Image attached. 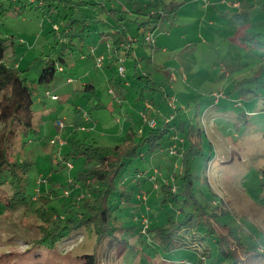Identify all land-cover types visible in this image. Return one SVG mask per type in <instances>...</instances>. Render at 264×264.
Here are the masks:
<instances>
[{
	"label": "rangeland",
	"instance_id": "rangeland-1",
	"mask_svg": "<svg viewBox=\"0 0 264 264\" xmlns=\"http://www.w3.org/2000/svg\"><path fill=\"white\" fill-rule=\"evenodd\" d=\"M121 1L123 0L105 2V5L120 9ZM181 1L185 3L176 16L166 19L152 33V42L135 47V57L141 58L137 67L134 58H115L106 43L101 42L103 34L100 32L109 30V26L113 24L105 20L108 17L106 13L100 12L101 6H86L81 10V15L92 26L83 43V52H68L65 56L67 65H63V70H58L51 85L40 87L38 95L34 96V125L40 128V133L36 135L31 132L28 137L27 149L33 150L31 157L35 163L28 173L26 187L29 193L33 192L35 195L32 200L33 212L16 211L8 214L4 212V205L0 204V264H39L40 260L42 264H82L80 255L96 250V237L91 228H84L81 231L83 236L72 238L63 244L66 246L65 250L55 257L40 256V253L46 252L47 246L32 247V241L39 235L36 224L40 222L34 217V203L37 201L35 193L41 194V188L46 192L53 186L49 183L51 181L67 183L82 164V159L79 158L73 164V168H76L71 170L68 166L67 171L59 162L62 160L61 149L52 148L49 140L54 134L59 135L64 130L63 133H69L66 137L76 136L93 141L88 134V123L86 130L75 125L84 123L87 113L105 129L106 136L97 143L110 146L119 144L127 123L126 118L132 119L136 125L143 122L140 115L144 106V101L139 99L141 92L161 104L160 122L173 116L176 107L185 106L182 108L184 118L187 112L204 129L206 135L202 141V150L206 157L210 156L211 161L210 166L206 167L203 157L193 160L192 171L197 176L196 191L199 195L202 191L205 194L204 202L211 206L215 203L213 199L218 201L219 196V210L226 208L230 211L228 215L219 218L217 225H227L237 231L243 244L236 250L242 260L241 264H264V76L259 83L247 86L253 90L248 94H239L238 90L232 89L236 81L253 75L259 68L258 65L264 62V46L259 47L260 42L264 44V13L260 10L264 0ZM36 4L27 6L25 14L9 11L0 24V36L7 39V62L21 69L29 66L31 69L28 77L32 79L37 78L45 66V61L41 59L32 65L33 59L42 53H52L50 48L54 41L53 30H56V25H63V19L58 17L57 12L49 18ZM59 11L63 15L66 13L62 8ZM243 13L251 14L246 30L259 33L256 41L247 40L245 44L239 39L245 31L243 23L246 21L239 17ZM124 22L125 27L134 34L137 25L133 18ZM12 40L16 47L12 46ZM150 43L161 49L157 48L152 54ZM56 55L57 52L52 57ZM150 56L153 63L146 61ZM99 57H103L101 67L96 66V59ZM120 67L123 68V73ZM143 74L152 75L164 95L168 96L167 102L170 104L161 99L160 92L154 96L153 90L145 88V81L139 79ZM124 82H128L129 86L125 88V99L122 98L124 103L121 104L119 98L123 94L120 86ZM89 83L95 85L98 96H86L84 85ZM220 93L219 102L215 104L217 99L213 97ZM53 96H57V99ZM183 96L193 98L187 101ZM211 99L214 102L209 101ZM98 101L105 105L103 109H94V104ZM77 107L82 112H75ZM212 113L222 115L210 118L208 115ZM148 118L151 119L152 115L148 114ZM54 120L55 133L51 130ZM70 127L73 131H69ZM35 137L40 139L34 140ZM174 155L176 154L173 152L159 151L154 156L136 161L124 176L132 178L135 166L151 172L161 166L155 181L166 180L170 167L181 172L179 160L173 159L176 157ZM123 174L119 175L118 183ZM42 176H48L49 179L46 182L44 178L42 186H39L37 182L41 181ZM142 193L147 197L150 195ZM83 195L81 190L64 193L61 198L53 199L52 205L61 215L69 212L79 217L83 211ZM114 199L113 194L110 202ZM133 207L134 202H122L115 213L119 224L137 227L136 232H117L119 238L128 239L132 245L120 258L112 256L110 263L176 264L171 259L173 252L157 247V242L151 239L153 233H146V225L145 237L140 243L131 238L139 232L138 226L142 225L143 218L147 216L140 211L135 212L136 207ZM220 229L231 242L228 228ZM182 235L191 237L189 233ZM211 240L203 239L201 244L204 249L214 250ZM233 245L230 246L235 248ZM214 253L216 254L215 251ZM190 261L188 256L183 257V263L188 264Z\"/></svg>",
	"mask_w": 264,
	"mask_h": 264
},
{
	"label": "trees",
	"instance_id": "trees-1",
	"mask_svg": "<svg viewBox=\"0 0 264 264\" xmlns=\"http://www.w3.org/2000/svg\"><path fill=\"white\" fill-rule=\"evenodd\" d=\"M111 1L113 3L115 0ZM184 3L181 0H123L120 2L122 5L120 9L105 7L101 12L106 13L114 22L104 34L107 40H110L111 54L121 59L122 50L125 48L124 56L127 58L132 56L135 47L147 44V34L152 35L166 19L175 17ZM91 4L98 3L90 0H37V8L41 9L45 16L51 18L57 12L58 17L63 19V25L53 30L54 41L50 48L52 53H42L41 56L33 59L32 65L39 59L45 61V66L37 78L28 77L31 69L29 66L21 69L7 62L5 58L7 39L0 36V204L4 205L5 213L33 212L32 200L35 195L33 192L29 193L26 187L28 173L35 163L31 157L33 150L27 149L28 137L31 132H35L36 135L40 133V128L34 125V96L38 95L40 87L51 85L58 70L63 65H67L65 56L68 52H83V43L92 26L81 15V10L82 7ZM27 6H32V3L0 0V24L9 11L15 10L19 14H25ZM59 8L64 9L66 13L63 15ZM260 10L264 13V2ZM129 14H132L137 25L134 37L130 36L129 29L125 27L124 21L129 20ZM249 16H251L249 13L239 15L246 21L243 23L245 31L239 36L242 44L247 40L256 41L259 35L255 31L246 30L249 26L247 24ZM11 44L16 47L14 40ZM259 44V47L264 46L262 42ZM149 46L152 50L157 49L153 43ZM56 52L58 55L52 57ZM90 58L94 57L90 56ZM148 60L151 61L152 58L148 57ZM258 66L253 75L236 81L232 89L238 90L239 94L252 92L253 90L247 86L259 83L264 76V62ZM139 79L145 81V88L154 91V96L160 92L162 100L166 102L169 100L151 74H143ZM84 92L88 98L98 96L95 85L90 83L84 85ZM139 99L143 101L146 99L145 92L140 93ZM209 101L214 102L212 99ZM149 102L142 111V118L144 122H149L151 128L139 132L136 127L130 126L119 144L113 146L100 144L93 137V141L76 136L66 137L69 133H63L64 130L50 138L49 145L61 149L62 160L59 162L67 171L69 167L71 170L76 168L75 165L73 168V164L79 158L82 159V164L67 183L58 184L51 181L49 183L53 186L46 192L41 188L39 189L42 191L41 194L35 193L37 201L34 203L35 215H33L40 222L36 224L39 235L32 241V247L47 246L46 252L40 253L41 257L44 255L55 257L57 253L65 250L66 246L63 244L72 238L83 236L81 231L84 228H91L96 237L94 245L96 250L80 255L82 264H112L110 263L112 256L120 258L132 245L128 239L119 238L117 232L119 230L136 232L137 227V225L119 224L115 213L120 209L122 202H134L135 212L140 211L143 215H147L143 218L142 225L138 226L139 232L132 235L134 241L140 243L148 227L146 233H153L151 239L157 242V247L173 252L171 259L176 264H186L182 262L185 256L191 260L188 264L242 263L236 251L238 246H243L237 231L227 225L223 227L217 225L219 218L228 215L230 211L226 208L219 210L220 205L217 204L221 200L219 196L218 201L213 199L214 205H208L203 199L205 194L201 191L199 195L195 188L197 176L192 171L193 160L196 157H203L206 167L210 166L211 161L210 156L206 157L202 150V141L206 135L204 129L189 115L184 118L182 107H176L174 115L167 117L164 122L155 123V118L149 119L145 111L150 105L156 108L158 103L153 97ZM217 102L219 100L215 104ZM103 108L99 103L94 104V109ZM219 109L223 111L222 107ZM221 115L212 113L208 116L213 118ZM90 116L86 113L85 122L75 125L80 126L79 129L86 130L92 122ZM92 120L95 126L96 121ZM55 121L51 123L54 133ZM151 122H154V125H151ZM69 131H73V128L70 127ZM54 138L58 140L52 143ZM38 139L40 137H35L34 140ZM159 151L175 153L176 157L173 159L179 160L181 172L178 173L170 167L168 179L155 181L160 174L161 166L154 168L153 172L135 166V174L132 178L124 176L129 173L127 171L136 161L154 156ZM120 174H123V178L118 183ZM41 178V181L37 182L39 186L49 179L48 176ZM74 190H81L84 193L83 211L79 217L69 212L61 215L52 205L53 199H59L64 193L70 194ZM142 192L150 193L149 197L144 196ZM113 194L115 199L111 203ZM177 212L180 213L178 217ZM176 218L179 219L175 220ZM220 228H228L231 242ZM182 233H189L191 237L187 238ZM203 239L208 241L212 239L214 250L204 249L201 244ZM232 244L235 248L230 246ZM42 263L40 260L39 264Z\"/></svg>",
	"mask_w": 264,
	"mask_h": 264
},
{
	"label": "crops",
	"instance_id": "crops-1",
	"mask_svg": "<svg viewBox=\"0 0 264 264\" xmlns=\"http://www.w3.org/2000/svg\"><path fill=\"white\" fill-rule=\"evenodd\" d=\"M90 1H92V2H95V3H98V4H96V5H87V6H93V7H98L99 8V6H101V8H102V12L104 11V8L105 7H108V6H106L105 5V2H110V3H112V1L111 0H90ZM122 2V1H121ZM117 5V4H116ZM122 6V5H121ZM86 7V6H85ZM114 8L116 7V6H113ZM83 8L84 7H82V11H83ZM108 8H110V7H108ZM112 8V7H111ZM97 12H99V10L97 9ZM101 12V11H100ZM132 18L134 19V17L132 16V14H129L128 15V19H129V21H131L132 20ZM105 20L106 21H108L109 23H113L112 25H114V22L112 21V19H110V18H105ZM112 25H110L109 27H111ZM105 32H106V30L105 31H101L100 32V34L102 33L103 35L101 36V42L102 43H106V45H107V47H109V49H110V40H107V38H106V36L104 35L105 34ZM130 32V31H129ZM136 35V28H135V33L134 34H131L130 33V36L131 37H134ZM106 39V40H105ZM147 43H149V42H147ZM156 46V45H155ZM158 49L160 48V47H158V46H156ZM137 48V47H136ZM157 49V50H158ZM161 49V48H160ZM108 50V49H107ZM151 50V49H150ZM153 51L154 50H152V54H153ZM125 52H126V49L124 48L123 50H122V54H121V56H124V54H125ZM151 54V55H152ZM151 57V56H150ZM95 58V57H94ZM127 58V57H126ZM128 58H134L135 59V62H136V64H135V67H137V65H138V63H140V61H141V58H136L135 57V55H134V52H133V55L132 56H130V57H128ZM152 58V57H151ZM146 61L148 62V63H153V60H151V61H149L148 60V58H146ZM155 63V62H154ZM157 65V64H156ZM158 66V65H157ZM159 67V66H158ZM152 76V75H151ZM154 79V78H153ZM155 80V79H154ZM156 81V80H155ZM157 82V81H156ZM158 83V82H157ZM158 85H159V83H158ZM129 86V83L128 82H124V83H122V85L120 86V88L122 89L121 90V93L123 94L122 96H121V98H119V100L121 101V104H123L124 103V100L123 99H125V94H124V91H125V88H127ZM160 96H161V94H160ZM118 97V96H117ZM123 98V99H122ZM193 97H189V98H187V97H184L183 96V99H188L187 101H191V99H192ZM151 99V98H150ZM149 98H147L146 97V99L144 100V106H143V109H144V107L145 106H147V104L148 103H150L149 102V100H150ZM162 99V98H161ZM123 100V101H122ZM155 101V100H154ZM97 103H99V105L100 106H102V107H105V105L104 104H102L100 101H98ZM157 103V102H156ZM155 103V104H156ZM168 103V102H167ZM160 103H158V104H156V108H153L151 105L149 106V109H147L145 112L146 113H148L149 115H152V118L151 119H153V118H155V123L157 122V123H160V117H161V115L159 114V112H160V105H159ZM168 104H170V103H168ZM183 107H185V106H182V108ZM151 108V109H150ZM77 110H78V112H82L81 110V108L80 107H77ZM143 111V110H142ZM142 111H140V115H142L141 113H142ZM75 112H77L76 110H75ZM91 115V114H90ZM185 115H187V112L185 113ZM90 118H91V121L92 122H90L89 123V128L87 129V130H90L89 131V133L88 134H90V136L89 137H93V138H95V140H101L102 138H103V136L105 137L106 136V132H105V129L102 127V125L99 123V122H97L96 121V119H94V118H92V116H90ZM92 119H94L95 121H96V125L94 126V122H93V120ZM126 121H127V123H126V126L124 127V130H123V132H122V137H123V135H124V133L128 130V128H130V126H134V127H136V130H138L139 132H141L142 130H145V129H147V128H151V126H150V124H149V122H142L141 123V125H136L133 121H132V119H129V118H126ZM102 128V129H101ZM51 130H53V133H54V129H51ZM87 134V135H88Z\"/></svg>",
	"mask_w": 264,
	"mask_h": 264
},
{
	"label": "built area",
	"instance_id": "built-area-1",
	"mask_svg": "<svg viewBox=\"0 0 264 264\" xmlns=\"http://www.w3.org/2000/svg\"><path fill=\"white\" fill-rule=\"evenodd\" d=\"M14 1H23V2H27V3H32V4H36L37 3V0H14ZM59 28L58 25L55 26V29L57 30ZM146 40L148 42H152V37H151V34H147L146 36ZM102 60H103V57H99L96 59V66L98 67H101L102 66ZM60 70H62V68H60ZM120 70L121 72L123 73V68L120 67ZM220 97V94L216 95V98L218 100V98ZM54 99H57V96H53ZM216 100V101H217ZM151 125H154V122H151ZM55 142L54 140L52 141V143ZM71 166V165H70Z\"/></svg>",
	"mask_w": 264,
	"mask_h": 264
},
{
	"label": "clouds",
	"instance_id": "clouds-1",
	"mask_svg": "<svg viewBox=\"0 0 264 264\" xmlns=\"http://www.w3.org/2000/svg\"><path fill=\"white\" fill-rule=\"evenodd\" d=\"M33 5V4H32ZM59 26V25H58ZM60 70V69H59Z\"/></svg>",
	"mask_w": 264,
	"mask_h": 264
}]
</instances>
